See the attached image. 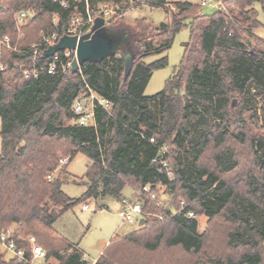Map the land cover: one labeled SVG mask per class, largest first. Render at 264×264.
<instances>
[{
	"label": "trees",
	"instance_id": "obj_1",
	"mask_svg": "<svg viewBox=\"0 0 264 264\" xmlns=\"http://www.w3.org/2000/svg\"><path fill=\"white\" fill-rule=\"evenodd\" d=\"M67 1L64 8L55 0H0V42L7 36L17 49H0L7 65L0 71V230L13 229L20 245L35 236L53 264H88L53 225L89 200L122 202L129 185L143 203V226L113 237L95 264H264V51L247 42L264 44L254 32L262 27L264 0H220L223 9L212 16L201 4L174 2L178 12L170 26H159L166 39L158 46L148 26L134 25L137 53L127 79L119 55L87 62L77 73L61 64L54 75L39 68L37 78L26 79L41 34L56 29L54 16L62 29L75 12H85ZM100 1H92L93 11ZM149 2L169 12L166 0ZM20 12L32 16L21 28L23 39ZM120 17L117 11L108 26H129L116 22ZM186 22L190 40L179 68L163 91L146 96L167 58L151 64L145 58L165 53ZM36 60L45 66L50 59L40 50ZM91 93L112 110L95 101L94 120L81 125L73 104ZM78 154L90 164L86 191L73 199L63 191L66 168L53 174L62 158L67 167ZM145 185L165 188L173 204L157 206L141 196ZM179 198L185 204L174 208ZM190 214L208 219L206 232ZM0 264L18 263L0 255Z\"/></svg>",
	"mask_w": 264,
	"mask_h": 264
},
{
	"label": "rangeland",
	"instance_id": "obj_2",
	"mask_svg": "<svg viewBox=\"0 0 264 264\" xmlns=\"http://www.w3.org/2000/svg\"><path fill=\"white\" fill-rule=\"evenodd\" d=\"M177 1H191L201 4V0H168V5L166 8L169 10V12H166L164 7L154 6L150 2H147L140 4L133 10H128L126 12L123 10L122 17L117 19L116 22L123 21L125 24L127 23L132 27L138 23H142L146 27L148 26L149 29H147V36L150 37V40L155 46H158L166 39L163 31L159 30L158 28L163 23H166L169 26L171 25L172 15L178 12L174 3ZM217 9L218 8L216 7H203L202 13L207 16H212L217 12ZM259 20L262 22L263 28L258 30V34L264 37V14L260 10ZM110 21L111 19L109 22ZM19 31V39H23L24 34L22 33L21 28ZM189 40L190 28L188 22H186L181 31L174 36L171 47L165 53L155 54L145 58V62L147 64H151L164 57L167 58V65L164 68L155 70L153 72L150 82L145 90L146 96L156 95L166 88L169 79L177 71L183 60L185 44L188 43ZM247 42L248 46L251 48L256 50H264V44L262 45V43L260 44L249 40ZM0 49L2 48L0 47ZM123 52L126 53L125 49H123ZM91 94L83 95L82 98L87 108H90L91 106ZM204 163L209 167H212L208 157L205 159ZM89 164L90 160L85 155L78 154L68 165L67 172L64 175H61L62 179L67 181L63 185V190L70 198L78 199L85 193V183L87 182L85 174ZM64 168H66V165L62 166L60 163V166L53 175L58 177L61 173V170ZM135 193V189L127 185L123 190V199L133 200V197L134 199L136 198ZM157 194L163 205L171 206L173 204L165 188L160 187L157 190ZM103 202L106 207L102 210L97 209L96 202L90 203V208L85 211H82L81 205L76 206L66 212L53 225L54 232L71 241L72 243H75V245H77L78 248L83 251L86 260L91 263L97 261V259L100 257L104 248V242H109L114 236H128L135 231H140L143 226L137 221L133 224H128L123 221V219L119 216V212L122 210L121 201L107 197ZM182 202H184V200L179 198L177 200V204H174L173 207H183L184 205ZM192 217L198 221V231L201 234L206 232L208 229V219L202 215H193Z\"/></svg>",
	"mask_w": 264,
	"mask_h": 264
},
{
	"label": "built area",
	"instance_id": "obj_3",
	"mask_svg": "<svg viewBox=\"0 0 264 264\" xmlns=\"http://www.w3.org/2000/svg\"><path fill=\"white\" fill-rule=\"evenodd\" d=\"M59 2L61 6L66 8L69 1L67 0H55ZM76 6H84L85 12H75L70 18L67 25L59 29L58 21L59 18L57 15L54 16L53 22L56 26V29L51 34H41V42L35 46L33 55L35 56L34 63L31 70H26L24 76L26 79L37 78L38 69L40 68L43 71H46L50 75H54L57 71V67L61 64L64 71L72 69V62L75 56V51L73 50H64L56 53L50 57L49 61L45 66L38 64L36 58L40 52L47 50L49 47L54 46L64 35L76 36L78 38L90 33L94 26L95 20L97 18H104L106 24L108 25L109 20L112 19L114 15L117 14V11L124 12L128 10H133L140 4L149 2L150 0H103L97 3L96 11H93L92 1L93 0H71ZM168 1V0H166ZM168 5V4H167ZM201 5L203 7H216L218 9H223V4L220 0H201ZM32 20V16L28 12H20L16 16V23L18 28L28 25ZM0 47L7 49L9 51H17L11 43L9 37H4L0 42ZM25 52V51H23ZM17 66V65H16ZM7 69V65L0 63V71ZM98 102L103 106L107 111L112 110V105L110 102H107L103 99L97 97L94 93L91 94V106L87 108L83 99L78 98L73 104V112L79 117V123L81 125H86L90 121L94 120V103ZM150 142L155 143L154 139H151ZM165 148L162 149L161 154L165 153ZM69 162L68 158H63L60 160L61 165L65 166ZM164 167H167V163H162ZM168 178L170 180L174 179V175L171 171L168 172ZM152 185H145L140 190L141 196H146L148 200L156 203L157 206H162L163 203L159 200L157 191L153 189ZM158 190V189H157ZM122 210L119 212V216L123 219L124 222L128 224H133L138 218H141L144 215V206L143 203L136 198L133 200H122ZM183 205L185 204L182 202ZM192 217L193 214H190ZM160 219L163 218L160 216ZM0 255L5 256L7 259L15 260L18 264H53L52 259L48 257L47 251L38 243L35 236H30L24 245H20L16 240L14 230L9 228L6 230H0ZM96 261L90 262L88 264H95Z\"/></svg>",
	"mask_w": 264,
	"mask_h": 264
},
{
	"label": "water",
	"instance_id": "obj_4",
	"mask_svg": "<svg viewBox=\"0 0 264 264\" xmlns=\"http://www.w3.org/2000/svg\"><path fill=\"white\" fill-rule=\"evenodd\" d=\"M114 18L116 15L113 16ZM133 27L126 26L120 29L109 27L104 18L95 20L92 31L80 38L64 35L54 46L44 52L45 58H50L64 50L75 51L72 62V72H79L80 68L87 62L101 63L115 55H120L125 66L124 79H127L133 69L136 51L132 46ZM125 49L126 53L123 52ZM103 202L98 201V206ZM144 220L140 221L143 225Z\"/></svg>",
	"mask_w": 264,
	"mask_h": 264
},
{
	"label": "crops",
	"instance_id": "obj_5",
	"mask_svg": "<svg viewBox=\"0 0 264 264\" xmlns=\"http://www.w3.org/2000/svg\"><path fill=\"white\" fill-rule=\"evenodd\" d=\"M261 23H262V22H261ZM261 28H263V25H262V27L256 29L254 32H255V34H256L258 37L264 39V37H262V36H260V35L258 34V30H260ZM263 51H264V50H263ZM67 170H68V166L66 167L65 172H67ZM65 182H67V181L64 180V183H65ZM64 183H63V185H64ZM63 191H64V190H63ZM64 192H65V191H64ZM133 199H134V197H133ZM92 202H96V201H95V200H89L87 203L81 205L82 211L88 210V209L90 208V203H92ZM102 202H103V201H102ZM96 203H97V209H98V210H102V209H101V206H98V202H96ZM103 205H105L104 202H103L102 206H103ZM121 206H122V204H121ZM103 209H104V208H103ZM57 235H58V234H57ZM59 236H60V235H59ZM114 237H115V236H114ZM63 238H64V237H63ZM64 239H66V238H64ZM66 240H67V239H66ZM67 241H69V240H67ZM110 241H111V240H110ZM110 241H109V242H104V248L102 247L103 250H102L101 254L103 253L104 249L109 245ZM69 242H71V241H69ZM71 243H72V242H71ZM73 244H75V243H73ZM77 248H78V246H77ZM78 250H80V249L78 248ZM80 252H81L82 255H83V259L86 260L83 251L80 250ZM86 261H87V260H86ZM87 262H88V261H87ZM88 263H90V262H88Z\"/></svg>",
	"mask_w": 264,
	"mask_h": 264
}]
</instances>
